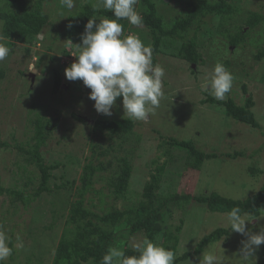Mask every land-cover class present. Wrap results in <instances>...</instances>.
Masks as SVG:
<instances>
[{"label":"trees","instance_id":"1","mask_svg":"<svg viewBox=\"0 0 264 264\" xmlns=\"http://www.w3.org/2000/svg\"><path fill=\"white\" fill-rule=\"evenodd\" d=\"M47 1L0 0V37L10 41L12 49L15 47L12 42L34 46L50 38L51 33H58L57 30H53L55 23L51 21V16L45 11ZM98 1L85 0L77 9L68 14L66 24L60 34L65 42L73 43L70 50L63 49L62 53L66 56H70L72 53L78 54L76 45H82L81 35L90 18H98L97 23H99V18H113V13L103 7L94 8ZM238 1L240 0H184L179 4L180 7L183 5L180 9L184 15L170 22L175 19V16L166 12V14H170L171 18L170 20L167 16L169 25H166V16L162 13L163 9L159 5L163 3L169 7L174 4L177 7L178 3H174V0H170V3L165 0H139L137 9L143 19L142 26L148 31V37L152 40L149 47L153 50V63L158 64V57L165 54L195 66L209 63L210 60L203 57L200 34L204 27L212 26L209 23L211 21L217 22V25L209 27L223 38L225 45L236 49H242L243 46L248 45L250 34L253 32L264 33V11L246 10L236 4ZM119 22L123 25L122 35H137L126 19ZM69 24L72 25L71 28L68 27ZM41 35L44 37L43 40L40 39ZM139 38L148 46V39L145 41L142 34ZM57 39L52 38L53 45L61 40ZM254 47L258 51L254 56L255 60L264 61V39ZM48 49L52 50L53 46H49ZM26 50L27 56L30 55V49ZM219 62L223 65L228 64V60L221 59ZM41 63L42 57L35 65L38 70L43 68ZM62 71L63 68H55L51 72L52 98L60 97L63 92L68 93L62 89V86L66 85ZM192 73L196 74V71L192 70ZM20 75L24 76L25 74L20 72ZM6 77L7 72L0 68V81L5 80ZM33 81L35 80L32 78L31 85ZM261 82L264 84V76ZM244 90L246 91L245 86ZM88 91L85 92L84 97L81 94L79 99L88 98ZM89 100L93 101L90 98ZM30 103L32 104V101ZM200 103L218 107L227 117L253 129H261L253 111L259 102L252 94L246 97L244 105L237 104L233 98L217 100L209 93H207L206 99ZM33 104L37 105L34 101ZM66 104L68 108L69 103ZM26 112L29 115L35 113L34 110ZM38 113L40 112L35 113V117L28 120L29 125H35L34 135L31 138L35 144L27 142L25 145H20L16 136L14 134L11 136L17 143V149L25 155V164L21 169V180L24 183L22 185L16 183L13 188L0 186V198L8 195L11 210L15 209V212L18 213L16 209H19L21 205L27 209L34 201L47 196L52 200L49 203L55 209H53V222L44 228L45 232L51 233L56 227L58 228L57 223L60 219H64L65 223L60 236L53 237L54 243L51 244V239L43 237L38 241L41 251L32 250L30 254L24 256L26 260L24 264H49L45 254H50L53 247L54 255L51 264H100L102 256L110 246L120 247V250L129 256L138 255L130 243L137 236H143L153 242L161 238V245L176 253L175 264H183L191 258L199 261L203 251L211 250V248L215 250L217 244L224 238L229 239L232 230L230 226L217 228L183 255L177 257L182 244V235L184 229L187 228L186 223L189 221L188 217L192 209L203 207L211 213L227 216L233 207H240L251 219H258L264 215V182L261 184L260 191L246 200L226 198L216 192L201 193L196 196L189 191L187 193L175 191L163 196L161 189L170 159L175 160L176 158L184 162V172L180 173L182 176L185 172H200L207 160L219 157L234 160L247 155L244 153L245 151L224 155L207 153L199 149L193 141H181L173 137H160L159 154L151 162L149 177L143 192L138 200H133L134 198L130 195V185L134 173L132 162L134 149L130 153L126 146L140 143L141 136L135 132V120L128 117L113 120L97 118L95 121L89 120L77 112L72 113L74 121L85 126H89L88 120L95 121L91 129L92 133L108 131L112 138L116 137L114 141H117V146L112 145L105 148L92 142L90 148L92 152L90 157L86 158L87 162L78 165L81 168L80 173L77 172L75 175L78 178H74L73 174H71L72 179L68 178L66 171L59 178L55 172L60 169L64 170L66 164L63 162L52 163L43 155V149L47 148V141L56 125L51 124L50 119L45 120L41 113ZM8 148L9 144L0 140V149ZM176 151L185 155L180 157L175 154ZM113 153L118 155L106 160ZM71 164L74 165L77 162H71ZM28 167H35L38 170L37 174L30 171ZM253 169V175L264 176V171L261 169L255 167ZM106 172H109L107 178L104 175ZM59 179L61 180L60 184H58ZM100 184L102 186L98 187ZM111 197L115 202L130 201L132 204L119 209L116 203L107 200ZM11 210L7 209V213H11ZM177 212H179V224L169 225L168 221H171ZM253 229L256 230L255 227ZM123 232L129 236L127 241L120 240L126 237ZM13 237L14 234L11 233L10 246L13 247V252L5 264L22 263L16 262L14 258L18 252L15 250ZM256 264H264V245Z\"/></svg>","mask_w":264,"mask_h":264},{"label":"rangeland","instance_id":"2","mask_svg":"<svg viewBox=\"0 0 264 264\" xmlns=\"http://www.w3.org/2000/svg\"><path fill=\"white\" fill-rule=\"evenodd\" d=\"M84 1L75 0L76 6L69 10L60 3V0H48L45 11L51 16V21L55 23L53 30H57L58 33H51L50 38L39 44L26 46L12 42L15 45L12 49L10 41L8 42V40L0 37V42L11 49L8 57L0 62V68L7 72L5 80L0 81V140L9 144L8 149H0V186L4 188H13L16 183L18 185L24 183L21 180V169L25 164V155L17 149V143L11 136L14 134L20 145H25L27 142L35 144L31 140L35 125H29L28 120L34 118L37 112H40L45 120L50 119L51 124L56 125L47 141V148L43 149V155L45 159L52 163L63 162L66 164L64 170L60 169L55 172L59 178H61L64 171L68 173L70 179H72L71 174L74 178L77 177L75 175L77 172L80 173L81 169L79 166L85 164L87 162L86 158L91 155L92 142L105 148L112 145L117 146V141H114L116 137L112 138L108 131L94 134L91 129L97 118H110L111 120L127 118L124 114L123 98L119 97L117 99L111 116L99 114L94 108L95 102L89 100L91 89L89 90L82 80L69 81L65 76V69L69 68L78 58L73 56L75 53L70 56L62 53L63 49L70 50L73 43L66 41L67 45L60 34L66 24L68 14L77 9ZM182 1L184 0H174V3H178L177 7L174 4L169 7L163 3L159 5L165 11H162V13L166 16V25H169L167 16L171 20L170 14H166V12H170L175 16V19L170 22L184 15V12L180 9L183 5L181 7L179 5ZM240 1L236 4L246 10L264 11V0H259V2H256V0ZM253 1L255 2L251 4ZM168 3H170V0ZM97 5H99V8L102 7L100 0ZM209 23L213 27L217 25L215 21ZM209 26L204 27L202 34H200L203 57L210 60L209 63L195 66L181 59L166 56L169 54L158 57V64L165 69L164 98L161 100L160 106L149 117V120H135V132L141 136L140 143L126 146L130 153L134 149V154H132L134 173L130 185V195L135 201L139 199L148 180L151 162L159 154L158 146L161 136L173 137L181 141H193L199 149L207 153L224 155L245 151L244 153L247 154L244 158L239 157L234 160L226 157L207 160L200 172H185L182 176L180 173L184 172V162L176 158L175 160L170 159L161 189L163 196L175 191L180 193L189 191L196 196L201 193L216 192L226 198L246 200L256 195L262 187L264 176L260 174L253 175L252 170L255 167L264 171V84L261 82L264 76V61L258 62L254 58L258 52L254 46H257V43L264 39V33L253 32L250 34L248 45L243 46L242 49H236L225 45L223 38L210 28L212 26ZM132 29L138 36L142 34L145 41L148 39V46H150L152 40L148 37L149 33L143 26L136 27L132 25ZM53 37L61 40L53 45ZM40 39L43 40L44 37ZM49 46H53V49L49 50ZM28 48L31 53L27 56L26 49ZM41 57V64L45 69L38 70L35 65ZM221 59L228 60V64L224 66L234 75L233 87L223 100L233 98L237 104L244 105L246 97L250 94L254 95L259 103L255 105L253 111L261 129H253L227 117L223 110L218 107L200 103V101L206 99L207 93H209L202 90V85L210 82L214 67L217 63H221L219 62ZM33 67L36 71H31ZM55 68H63L62 75L67 87L64 88L63 85L62 89L64 88L68 93L63 92L60 97L52 98L53 82L51 72ZM192 70H195L196 74H193ZM20 72L25 75L21 76ZM31 73H34L33 86L31 85V79L33 78L30 77ZM87 91L88 98L79 99V96L81 94L82 96L85 95ZM33 101L37 105L33 104ZM67 102L69 103L68 108L66 107ZM47 107L49 108L47 109ZM29 110H34L35 113L29 115L26 112ZM74 112L95 121L89 123V126H85L74 121L72 116ZM175 154L180 157L185 155L178 151ZM117 155V153H113L106 160ZM71 162H77V164L72 165ZM28 168L37 174L38 170L35 167ZM104 175L107 178L109 172L104 173ZM60 183L61 180L59 179L58 184ZM101 186L102 184L98 187ZM106 192L108 193V191ZM107 200L116 203L119 209L131 206L129 205L130 201L120 200L115 202L112 197L107 198ZM50 201L52 200L45 196L41 200L34 201L27 209H24V206L21 205L19 209H16L18 211L16 213L15 209L11 210L8 195L0 198V230H3L9 239L10 234L13 233L15 245L18 243V237L23 242V247L14 246L18 252L14 256L16 262L24 264L26 262L24 256L30 254L32 250L41 251L38 241L42 240L43 237L51 239L52 244V242L54 243L53 237L60 236L64 228V219L58 221V228L56 227L53 232L49 233L44 230L46 226L51 225L53 222V209L55 208L50 205ZM9 208L11 213H7ZM178 219L179 212L175 214L171 221H168L169 225L179 224ZM188 220L177 257L183 255L203 237L217 228L229 227L224 222L226 215L211 213L203 207L192 209ZM246 224L249 231L258 233L261 227H264V215L246 222ZM123 233L125 234V232ZM125 235L126 237L120 239L121 241L129 239V236ZM144 238L143 236H137L130 243L142 241ZM246 239L247 237L232 230L229 239L224 238L217 244L215 250L226 256V264H239L238 255L242 248V241ZM154 242L161 244L162 239L158 238ZM192 242L193 244H191ZM263 245L256 250L248 264L258 262ZM53 255L54 247L50 254H45L49 264L52 263ZM191 262L199 264V261L193 258L183 264H191Z\"/></svg>","mask_w":264,"mask_h":264},{"label":"clouds","instance_id":"3","mask_svg":"<svg viewBox=\"0 0 264 264\" xmlns=\"http://www.w3.org/2000/svg\"><path fill=\"white\" fill-rule=\"evenodd\" d=\"M138 2L100 0V5L113 13V18H99V23L96 17L88 20L81 35L82 45H76L78 54L73 55L78 59L65 69V76L69 81L82 80L91 89L89 98L95 102L94 108L99 114L111 116L117 99L122 97L125 116L136 121H147L164 98L165 69L153 63L152 48L146 46L139 36L122 35L123 25L119 21L126 19L136 27L143 24L137 9ZM60 3L69 10L76 6L75 0H60ZM98 7L94 5V8ZM10 52L11 49L0 42V62ZM233 83L234 75L222 63H217L210 82L202 85V90L208 91L217 100H223ZM252 220L240 207H233L224 221L231 230L247 237L242 241L239 264H248L256 250L264 244V227L258 233L247 229L246 222ZM17 240L15 247H23L19 237ZM10 243L7 234L0 230V264H5L12 255ZM132 247L138 255L129 256L120 248L110 246L100 264H175L176 253L173 250L147 238L134 242ZM199 264H226V256L216 250H205Z\"/></svg>","mask_w":264,"mask_h":264},{"label":"water","instance_id":"4","mask_svg":"<svg viewBox=\"0 0 264 264\" xmlns=\"http://www.w3.org/2000/svg\"><path fill=\"white\" fill-rule=\"evenodd\" d=\"M41 37H42V36H40V38H41ZM194 67H195V66H194ZM34 71H35V70H34ZM31 76L34 77V74H33V75L31 74ZM88 122H89V123H94L93 121H89V120H88Z\"/></svg>","mask_w":264,"mask_h":264}]
</instances>
